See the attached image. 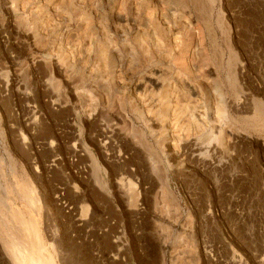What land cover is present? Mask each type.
I'll use <instances>...</instances> for the list:
<instances>
[{"label": "rangeland", "instance_id": "374dc122", "mask_svg": "<svg viewBox=\"0 0 264 264\" xmlns=\"http://www.w3.org/2000/svg\"><path fill=\"white\" fill-rule=\"evenodd\" d=\"M182 25L203 39L186 62L222 100L184 92L179 139L130 131L132 151L99 155L92 137L123 117L124 47L149 36L165 61ZM95 28L121 72L113 113L86 93ZM0 204V264L23 248L39 264H264V0H0Z\"/></svg>", "mask_w": 264, "mask_h": 264}, {"label": "bare ground", "instance_id": "6f19581e", "mask_svg": "<svg viewBox=\"0 0 264 264\" xmlns=\"http://www.w3.org/2000/svg\"><path fill=\"white\" fill-rule=\"evenodd\" d=\"M192 4L194 6L196 3ZM201 6V11L203 13L204 9L206 8H204L203 5ZM205 16L203 13L200 21L204 22V24L206 25L207 17ZM173 17L174 15H172V18ZM189 26L190 25H188V27ZM190 27L188 29H186L184 26L182 27V31H184V34H181L186 37L187 42L185 48L183 49L184 43L181 41V38H178L180 36H178L177 38L173 37L175 41L174 44L180 46L183 43L182 48H178L182 50H175L177 49L176 47L175 49H173L170 43V50L168 53H166L167 55L164 56L166 57L165 61L160 58L163 53L165 55V52L163 50L164 46L162 44L157 45L158 42L155 45L154 43L152 44V42L150 44V39L146 38L149 36L145 37V35H143L144 38L142 37L140 39H137L135 37L133 38L134 42L132 40V44L134 46L129 45L124 47L123 53L125 57L123 58L122 62H120L119 68H122L124 70V73L129 75L131 81L125 89L126 93H116L114 95L115 99L113 98L115 100L113 101L115 103L114 106L119 109V111L123 114V117L113 114V117H111V124H108L106 128L107 132L104 131V128L100 130L102 131L101 135L99 134L95 135V137H92L91 140L93 141L95 140V138H98V141L96 140L97 146L93 148L97 147L99 155L103 153L102 151L105 149H111L112 152L115 151V149L113 150V140H117L119 144L125 145L128 150L125 147L124 148L128 152L132 151V146L127 145L126 143V141H129L132 143V145H134V147H136L135 142L132 139L131 132H139L143 136L148 133L150 137L155 141L163 133H170L173 138L179 139L178 133L181 130L188 128L190 124V119L188 118L189 116H187L189 113L187 114L186 112H184L182 103L180 101V98L182 97V94L184 92L193 94L198 99H201L202 94L207 92V95L210 94L211 96L210 99L222 100L223 95L218 94L214 88L208 85V83L205 81L204 76L200 74V71L198 69L195 70L194 67H192L194 69L192 70L191 65L186 62V58H189L190 53H192L191 50L195 45L194 40L196 38H200V40L203 41V39L199 37V35L195 37L194 34L191 35V32H194L192 31V29L194 28ZM91 32L92 33L89 35L88 39L91 46L90 52L92 53V55L90 56L89 53L87 60L92 59L94 66L85 69L86 74H84V78L88 82V85L86 86V93L88 95L87 97L89 99V104L93 107L106 108L110 110V112H112L113 104L111 105V103L113 102H110L103 95H105L108 91L109 85H112L116 90L115 79L116 76H118L121 72L120 70H117V67L115 68V66H113L112 64L114 60V55L112 54L115 50H112L110 45L106 46L105 43L104 45L101 43V41H99L98 34L96 33V28ZM128 42L129 40L126 43L128 44ZM202 43L200 46H202ZM51 61L56 62L57 58L52 57ZM101 67L105 68L104 73H106L102 76L99 75ZM192 71L193 73H197L195 77L191 76ZM229 85L230 87L232 86L231 83H229ZM258 111L260 112L261 110L258 109ZM82 114H84L83 111ZM95 116L96 109L94 113H91V115H89V117L94 121ZM135 123L141 124L142 128L136 127ZM153 126L157 128V131H154L152 129ZM84 150L85 149L82 144H74L72 146V153L70 154H72L73 157L82 158L83 155L79 154L80 152H84L87 156V159H89L93 165H97L99 163V160H103L100 159V157L96 154L98 152L94 153V151L89 150L85 152L86 150ZM140 156L138 155V159L140 162H145L148 160L147 156ZM112 158L116 159L115 153H113ZM106 159L109 160V158ZM124 171L128 172L127 170ZM144 175H146V172L144 173ZM24 197H26V199L30 198L25 195ZM22 224L25 226L24 221L22 222ZM21 253L20 264H39L30 257L28 250L23 248L21 250Z\"/></svg>", "mask_w": 264, "mask_h": 264}, {"label": "crops", "instance_id": "0c3cea01", "mask_svg": "<svg viewBox=\"0 0 264 264\" xmlns=\"http://www.w3.org/2000/svg\"><path fill=\"white\" fill-rule=\"evenodd\" d=\"M0 259H2V260L5 259L4 255H3V252L1 250H0Z\"/></svg>", "mask_w": 264, "mask_h": 264}]
</instances>
